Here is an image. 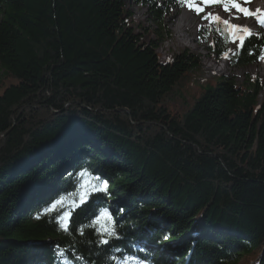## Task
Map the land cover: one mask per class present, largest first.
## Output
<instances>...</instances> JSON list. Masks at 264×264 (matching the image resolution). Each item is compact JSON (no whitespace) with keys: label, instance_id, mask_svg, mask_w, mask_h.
<instances>
[{"label":"trees","instance_id":"16d2710c","mask_svg":"<svg viewBox=\"0 0 264 264\" xmlns=\"http://www.w3.org/2000/svg\"><path fill=\"white\" fill-rule=\"evenodd\" d=\"M125 1L0 0V264H57V246L110 264L113 244L146 247L152 264H264V79L181 93L199 61L183 51L162 63L156 51L170 39L164 17L184 5L129 0L147 10L156 41L144 43ZM207 33L225 55L228 30ZM259 35L231 65L260 61ZM84 169L109 194L77 207L69 234L35 219L78 200ZM105 207L123 239L99 246L84 226Z\"/></svg>","mask_w":264,"mask_h":264},{"label":"snow or ice","instance_id":"6c2138e0","mask_svg":"<svg viewBox=\"0 0 264 264\" xmlns=\"http://www.w3.org/2000/svg\"><path fill=\"white\" fill-rule=\"evenodd\" d=\"M180 3L191 11H194L197 15L204 13L205 7L218 6L225 13H228L229 19L225 20L218 14L211 12L202 16L204 20H210L215 24L223 25L233 37L232 42L238 43V48L243 49L246 41L250 40L253 36L257 39H262L258 33H253L249 27L244 25H237L230 23L231 19L252 18L261 28H264V10L259 8L255 11L251 10L247 5L250 0H180ZM242 33V34H241ZM252 54V53H250ZM260 61H264V44H262L259 55L257 57ZM79 188L77 189L78 200H73L72 203L66 208V197L62 196L56 199L50 205L42 208L36 215L35 219H41V217H48L52 222L57 225V230L66 234L70 233V225L72 222L73 212L77 207L85 204L89 197L96 192H102L105 195L109 194V184L106 180H102L100 177L95 176L88 172V170H81L76 174ZM88 176L89 179H83ZM124 209H119V213H123ZM93 227L96 230L98 237L97 244L99 246L109 245L110 242L123 239L122 234L118 229L123 227V224H117L113 215L107 207L98 210L97 216L89 225L84 227ZM81 235H83V227L80 229ZM164 239H168L165 235ZM133 251L130 253L123 248L112 245V254L108 257L110 264H152L149 258V253L146 247L138 244L132 245ZM72 251L71 258L68 253ZM55 257L57 264H74V261H80L81 264H85L84 258L77 255L73 250L67 248L55 249Z\"/></svg>","mask_w":264,"mask_h":264},{"label":"rangeland","instance_id":"374dc122","mask_svg":"<svg viewBox=\"0 0 264 264\" xmlns=\"http://www.w3.org/2000/svg\"><path fill=\"white\" fill-rule=\"evenodd\" d=\"M199 2V0H197ZM126 8L133 14L132 17V27L134 31L143 36V42H153L156 41L155 35L152 33V26L148 21L146 8H139L135 4H132L129 0L125 1ZM206 8V7H205ZM206 9H211L213 12L223 11L220 7L208 6ZM188 8L184 6L182 8H172L168 11L164 17V25L166 29L170 32V39L160 43L156 53L160 57L162 63H166L173 55H177L183 51H187L191 55L195 56L200 63V70L194 75L193 80L189 83L187 87L181 93L186 95L198 96L200 94V89L209 84L215 82L220 77H230L233 78L235 83L238 85L246 79V77H257L258 79H264V61H259L250 66H235L230 64L228 54L232 53L234 49L238 46V41L236 43L232 42L233 37L229 34L225 55L221 58H212L213 55L210 53V47L213 45L215 38H219V35L208 34L209 29L220 26L215 23L205 24L204 26L192 31L187 40H191L192 43L183 42L178 44L176 42V28L180 24L182 17H187ZM224 12V11H223ZM225 13V12H224ZM173 17V18H172ZM177 18L178 22L174 24V20ZM184 18H182L183 20ZM223 26V25H222ZM143 29H147V33H144ZM263 28L259 25L256 28H252L253 33H261ZM242 34V33H241ZM211 66L216 69L212 71ZM222 69V70H221ZM260 100H264V96H260ZM181 100L177 99L172 101L170 105L177 106L178 108L183 107ZM53 187V186H52ZM50 187L49 189H51ZM48 189V190H49ZM47 190V191H48Z\"/></svg>","mask_w":264,"mask_h":264},{"label":"bare ground","instance_id":"6f19581e","mask_svg":"<svg viewBox=\"0 0 264 264\" xmlns=\"http://www.w3.org/2000/svg\"><path fill=\"white\" fill-rule=\"evenodd\" d=\"M251 10L255 11V9L259 8L261 10H264V0H250V3L247 5ZM207 8V7H206ZM204 10V13H201L200 15H197L194 11L188 10V15L187 17H182L184 18L180 21V24L177 26L176 30V42L178 44H181L183 42H189L192 43L191 40H187L192 31L204 26L205 24H210L212 21L210 20H204L202 19V16L205 14L211 12L213 14H218L221 16L223 19L228 20L229 15L228 13H224L223 11L219 10L218 12H213L211 9H206ZM173 18V17H172ZM178 20L177 18L174 20V24L177 23ZM230 23L232 24H237V25H244L249 27L251 30L252 28H256L258 24L252 19V18H244L241 17L240 19H231ZM221 67L218 66V68H215L214 66H211L210 69L212 71H215L216 69H219ZM222 70V69H221Z\"/></svg>","mask_w":264,"mask_h":264}]
</instances>
